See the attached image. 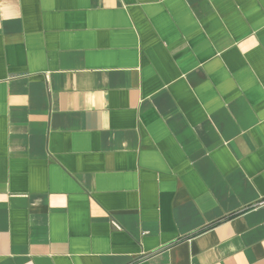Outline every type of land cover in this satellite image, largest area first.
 <instances>
[{
    "label": "crops",
    "instance_id": "1",
    "mask_svg": "<svg viewBox=\"0 0 264 264\" xmlns=\"http://www.w3.org/2000/svg\"><path fill=\"white\" fill-rule=\"evenodd\" d=\"M0 264H264V0H0Z\"/></svg>",
    "mask_w": 264,
    "mask_h": 264
}]
</instances>
